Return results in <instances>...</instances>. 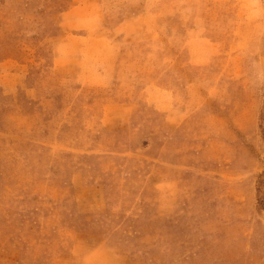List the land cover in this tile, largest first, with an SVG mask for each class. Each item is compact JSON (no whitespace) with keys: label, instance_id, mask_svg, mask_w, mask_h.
Wrapping results in <instances>:
<instances>
[{"label":"rangeland","instance_id":"obj_1","mask_svg":"<svg viewBox=\"0 0 264 264\" xmlns=\"http://www.w3.org/2000/svg\"><path fill=\"white\" fill-rule=\"evenodd\" d=\"M0 264H264V0H0Z\"/></svg>","mask_w":264,"mask_h":264}]
</instances>
